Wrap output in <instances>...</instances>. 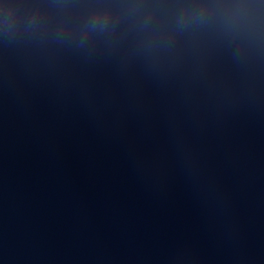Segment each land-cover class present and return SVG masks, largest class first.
<instances>
[{"label": "water", "instance_id": "water-1", "mask_svg": "<svg viewBox=\"0 0 264 264\" xmlns=\"http://www.w3.org/2000/svg\"><path fill=\"white\" fill-rule=\"evenodd\" d=\"M0 264H264V0H0Z\"/></svg>", "mask_w": 264, "mask_h": 264}]
</instances>
